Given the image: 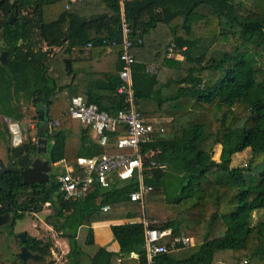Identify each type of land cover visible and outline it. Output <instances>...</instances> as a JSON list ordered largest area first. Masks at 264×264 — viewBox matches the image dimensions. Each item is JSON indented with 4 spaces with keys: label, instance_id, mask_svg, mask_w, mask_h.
<instances>
[{
    "label": "trees",
    "instance_id": "obj_1",
    "mask_svg": "<svg viewBox=\"0 0 264 264\" xmlns=\"http://www.w3.org/2000/svg\"><path fill=\"white\" fill-rule=\"evenodd\" d=\"M71 1L0 0V54H8V65L0 63V115L18 122L21 102L33 107L42 102L46 119L60 122L47 137L50 164L120 153L93 144L90 128L79 134L71 131V120L64 117L65 93L80 91L88 104L111 118L130 110L126 96L117 94L122 68L118 0ZM123 14L129 38L141 39L130 50L135 60L134 107L145 121L155 119L150 123L152 140L141 147L143 155L153 152L144 159L143 184L151 188L149 195L160 193L175 216L150 227L170 229L173 236L183 233L197 247L185 259L173 253L158 256L156 264H215L217 252L232 254L227 264H264V222L251 226L252 214L264 211V169L248 179L264 163V0H130ZM94 16L97 19L90 21ZM35 36L58 51L35 52L30 43ZM114 41L116 47L111 48ZM171 44L181 61L167 58ZM85 48L90 58L70 60L68 72L65 58ZM149 66H156V72H148ZM141 102L153 103L157 111H142ZM216 146L217 162L212 160ZM246 149L251 153L246 165L231 168L232 157ZM35 154L36 145L28 138L17 148H7L13 165L0 172V215L11 216L5 227L9 237L18 221L49 204L62 224L53 228L67 242V264H80L87 257L77 242L80 228H88L85 245L92 246L93 224L140 218L141 208L129 200L138 188L136 180L116 183L109 190L94 186L77 202L62 199L53 175L54 184L23 185L20 172ZM24 192L30 195L21 201ZM104 207L109 211L102 212ZM110 230L119 251L100 248L91 264H120L132 253L140 264L145 262L142 224ZM24 246L42 258L51 252L50 244L35 238Z\"/></svg>",
    "mask_w": 264,
    "mask_h": 264
},
{
    "label": "built area",
    "instance_id": "obj_2",
    "mask_svg": "<svg viewBox=\"0 0 264 264\" xmlns=\"http://www.w3.org/2000/svg\"><path fill=\"white\" fill-rule=\"evenodd\" d=\"M81 0H72L78 2ZM130 0H118L121 14V45L122 52L119 61L122 68L118 73L120 84L117 94L126 96L130 104L128 112H119L116 118H111L107 113L100 111L96 105L88 104L82 96H75L68 101L65 118L76 122L82 128H90L91 136L95 145L107 150L120 151L117 154L101 155L93 158H77L74 164H69L62 160L51 166V174L58 185V192L66 202H77L84 199L92 187L97 186L102 190H109L116 183L137 181L138 188L129 194V200L137 204L141 210L145 211V199L151 192V188L143 184L144 159L150 158L153 152L142 154V145L152 140V126L142 118V115L135 109L132 91L131 67L135 60L130 53L133 42L141 44V39L129 38L130 29L124 20L123 7ZM105 43V41H104ZM111 48L116 47V42L110 43ZM173 44L167 49V58H175ZM90 48V45H87ZM154 68L149 66L148 72ZM7 123L10 121L5 120ZM47 126L44 138L54 134L60 126L59 121L46 119ZM120 129L124 133L119 134ZM11 130V129H10ZM36 145V140L33 142ZM154 166L153 163L150 164ZM162 168V167H161ZM52 169L55 171L53 172ZM109 207L102 208V212H108ZM134 222V221H133ZM144 229V249L145 262L143 264H156L158 256L167 255L186 248H194L193 238L185 236L183 233L173 236L170 229L151 228L146 219L139 221ZM171 238V239H169ZM169 240L168 244L161 242ZM128 259L140 262L138 255L132 253ZM137 263V264H138ZM140 264V263H139ZM243 264H248L244 262Z\"/></svg>",
    "mask_w": 264,
    "mask_h": 264
},
{
    "label": "rangeland",
    "instance_id": "obj_3",
    "mask_svg": "<svg viewBox=\"0 0 264 264\" xmlns=\"http://www.w3.org/2000/svg\"><path fill=\"white\" fill-rule=\"evenodd\" d=\"M209 43L206 42L204 46H208ZM172 59V58H168ZM176 61H181L182 58L179 56L175 57ZM154 68L156 66H151ZM157 68V67H156ZM151 71H154L150 68ZM140 108L142 111H146L147 113H153L157 111L156 105L153 103H145L141 102ZM144 114V113H143ZM149 123L155 121L153 118H148ZM157 121V120H156ZM169 119H163L161 122H169ZM72 125H77L76 122L71 121ZM28 139L31 140V136L27 135ZM94 139V138H93ZM25 142V141H24ZM32 142V140H31ZM33 143V142H32ZM7 144L4 142L3 137H0V156L4 155V149H6ZM11 148V147H10ZM220 154V146H216L212 151V160L218 161ZM45 158V156H43ZM251 157V153L249 149L244 150L242 153L235 154L232 157L231 168L243 167L249 161ZM9 160L4 159L1 163L6 166ZM264 169V163L260 164L252 174V176L248 179L252 180L256 177L257 173ZM54 172L55 170L52 169ZM30 192H24L21 195L20 200H24V198L29 197ZM56 211L53 207L44 205L42 207V211L38 214L26 215L24 220L18 221L14 228V234L25 233L29 238H35L44 242L45 244L51 245L50 255L45 259L42 258L39 262H34L29 260L27 264H67L66 255L68 254L69 248L67 242L64 238H62V232L56 231L53 226L62 225L59 219H56ZM140 218L134 222H125V223H139L146 219V221L155 226L160 227L162 224L173 220L174 214L170 212V210L166 207L163 202V196L160 193L155 192L152 195L146 196L145 199V211L141 210ZM264 222V211H256L252 214L251 226H255L258 223ZM111 223L117 224L116 221L111 222H103V223H95L92 228L93 235L95 238V242L92 246L85 245L87 227H82L77 232V242L81 250L86 254L88 258H91L96 250L100 248H107L114 241L113 236L111 234L110 227ZM123 223V224H125ZM106 224L107 227H99L98 229L95 226H101ZM60 228V227H59ZM112 245V244H111ZM20 243L16 237H9L7 235V229L4 227H0V264H22L21 261L17 258V254L19 253ZM197 247L194 248H186L181 250L178 255H174L177 259H185L189 255H191ZM230 252H217L214 256L215 264H227L231 258ZM180 257V258H178ZM84 259V258H83ZM83 259L81 261H83ZM123 262L127 264H135L134 261L123 258ZM81 263V262H80ZM244 263V262H243ZM242 263V264H243ZM250 264V263H248Z\"/></svg>",
    "mask_w": 264,
    "mask_h": 264
},
{
    "label": "water",
    "instance_id": "obj_4",
    "mask_svg": "<svg viewBox=\"0 0 264 264\" xmlns=\"http://www.w3.org/2000/svg\"><path fill=\"white\" fill-rule=\"evenodd\" d=\"M97 19L96 16L91 17L90 21ZM15 18H11L10 23H12ZM2 38V33L0 32V41ZM7 52H2L0 55V63L3 66L8 65ZM65 68L70 71V63L68 60H65ZM35 111L38 116V121L40 126L37 129L36 133V154L31 158L29 167L23 169L20 172L22 178V184L25 186L40 185V184H50L49 174L51 172L50 162L47 160H41L38 156L46 154L48 141L44 138L45 130L47 126L44 124V121L47 118V108L42 102H39L35 105ZM11 132L13 134V146H20L22 144L21 136L19 134V128L16 124L11 125ZM59 135V132L55 136ZM12 161L9 162L7 166H4L0 163V172H6L12 167ZM9 220V215L0 216V227L5 225ZM62 227V225L60 226ZM18 238L21 243L26 242V234H18ZM17 258L23 263L27 264L29 260L34 262H39L42 260V257L32 254L29 252L25 246L20 247ZM80 264H91L90 258L85 257Z\"/></svg>",
    "mask_w": 264,
    "mask_h": 264
},
{
    "label": "crops",
    "instance_id": "obj_5",
    "mask_svg": "<svg viewBox=\"0 0 264 264\" xmlns=\"http://www.w3.org/2000/svg\"><path fill=\"white\" fill-rule=\"evenodd\" d=\"M32 39H33V41H30V43L32 42V48L35 52L38 50H42V52L48 51V52H52L51 54H53V53H56L58 51V49H52L51 50V49L47 48L44 44H41L38 41L39 40L38 37H36V36L33 37ZM89 56H90V54L86 48L85 49H74L71 51L70 55L65 58V60H68L69 62H70V60L82 61V60H88L90 58ZM4 67H6V66H4ZM65 95H66L67 100L69 101L71 98H73L75 96H82V93L80 91L71 90V91L65 93ZM18 109H19V113L22 115V119L18 122H15L10 118H7L5 116L0 115V137H3L4 142L7 144L6 149H4V155L0 156V161H4V159H7V148L19 147V146H13V134L10 130L11 125L16 124L18 126L22 144L24 141L27 140V138H28L27 135L31 136L32 142H34L37 139L36 133H37V129L40 126V124L37 126L38 121L35 118L38 119V115L35 111V107L31 106L30 104H23L21 102ZM5 120L10 121V123H7ZM82 129H84V128H82L79 124H77L76 126L71 124V131L73 133L79 134V132ZM91 140H92L93 144H95L92 136H91ZM44 156H45V158L43 157V160H47L46 159L47 151H46V154H44ZM123 223H125V221L124 222L122 221L121 223L117 222V224L111 223V225L112 226H119V225H124ZM125 224H129V223H125ZM130 224H133V223H130ZM94 225L95 224H93L92 227H94ZM94 242H95V238H94ZM111 244L107 246L106 250L108 252L117 253L119 251L118 244L114 243V242H112ZM180 252L181 251L174 252L172 255L173 256L178 255V253H180ZM178 258H180V257H178ZM119 263L120 264H127L126 262H123L122 260ZM134 263L137 264L136 261H134Z\"/></svg>",
    "mask_w": 264,
    "mask_h": 264
},
{
    "label": "flooded vegetation",
    "instance_id": "obj_6",
    "mask_svg": "<svg viewBox=\"0 0 264 264\" xmlns=\"http://www.w3.org/2000/svg\"><path fill=\"white\" fill-rule=\"evenodd\" d=\"M43 156H44V155H39L38 157H39L41 160H43ZM47 161H48V160H47ZM9 162H10V161H9ZM9 162H8V164H9ZM12 163H13V162H12ZM8 164H7V165H8ZM7 165H6V166H7ZM3 173H4V172H3ZM51 175H52V174L50 173V174H49V179H50V176H51ZM50 184H54L53 182H51V179H50ZM46 205L50 206L49 204H46ZM6 215H9V214H6ZM27 215H28V214H27ZM0 216H5V215H0ZM10 221H11V216L9 215V220H8V222H7L5 225L1 226V227H4V228H5V227L10 223ZM60 226H61V225H59V227H60ZM60 228H62V227H60ZM18 234H20V233H18ZM18 234H14V237L17 238V240L19 241V243H20V245H21L20 247H22V246H24V244L27 242V240H28L29 237L26 235V242H25V243H21L20 240H19V238H18ZM46 258H47V257H46ZM46 258H45V259H46ZM21 263H22V262H21ZM22 264H23V263H22Z\"/></svg>",
    "mask_w": 264,
    "mask_h": 264
}]
</instances>
